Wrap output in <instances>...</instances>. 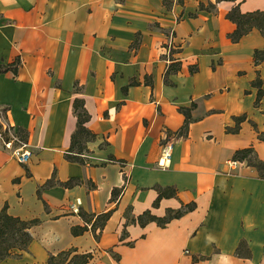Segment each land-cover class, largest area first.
<instances>
[{
    "label": "crops",
    "instance_id": "obj_1",
    "mask_svg": "<svg viewBox=\"0 0 264 264\" xmlns=\"http://www.w3.org/2000/svg\"><path fill=\"white\" fill-rule=\"evenodd\" d=\"M236 7L264 0H0V109L33 153L22 165L0 144V215L38 221L0 264H264V178L233 158L264 162V36L231 40ZM76 100L95 136L82 152Z\"/></svg>",
    "mask_w": 264,
    "mask_h": 264
},
{
    "label": "trees",
    "instance_id": "obj_2",
    "mask_svg": "<svg viewBox=\"0 0 264 264\" xmlns=\"http://www.w3.org/2000/svg\"><path fill=\"white\" fill-rule=\"evenodd\" d=\"M228 19L237 25V29L234 33L230 35V38L233 42H238L242 37L249 34L252 30L257 29L261 31L264 36V12L257 11L252 13L243 14L238 7L234 8L229 14ZM256 61H264V50L256 51L255 53ZM176 71L179 68H175ZM7 68L0 67V73L5 72ZM74 113L78 119L77 131L73 135V143L71 151L77 149L79 152L84 151V144L88 141L94 139V135L86 127V124L90 120V115L85 109L84 102L82 100H76L74 103ZM188 122V121H187ZM185 126V130L187 129ZM185 133V132H184ZM183 132L180 133V136H184ZM261 139L264 141V133L260 135ZM21 138L26 141L21 135ZM251 155L255 156V161L249 159ZM235 161L247 162L249 166L257 168L261 176L264 178V162L260 161L255 154L253 148H247L244 150L237 151L234 155ZM165 192H161L158 200L165 196ZM195 208V205H189L186 209H181L178 211H169L167 216L163 218H158L151 215L150 212L145 213L139 218V223L141 225H146L149 222H156L159 226L165 227L173 219L180 218L186 212L192 211ZM86 219V216L82 214ZM109 218V214H105L99 217L102 222H106ZM38 221H22L18 218L10 216L6 209L0 215V246L9 239H12L13 242H17L18 245H10L7 247H0V262L6 258L12 256L16 250L25 251L27 250L29 244L32 241V236L29 232L32 226L37 224ZM80 230L77 228L73 229L75 235L79 234ZM83 231V230H82ZM61 260L63 264H88L91 260V255L87 254H78L75 250H69L61 252L57 255H51L48 261V264H55L56 261Z\"/></svg>",
    "mask_w": 264,
    "mask_h": 264
},
{
    "label": "built area",
    "instance_id": "obj_3",
    "mask_svg": "<svg viewBox=\"0 0 264 264\" xmlns=\"http://www.w3.org/2000/svg\"><path fill=\"white\" fill-rule=\"evenodd\" d=\"M173 39V36H171ZM168 53L170 49L168 48ZM0 139L7 150H11L16 156L17 161L22 165H27L32 158V151L29 144L24 141L15 128L8 123H0ZM175 138L165 137L161 145V155L158 161V167L168 169L171 167Z\"/></svg>",
    "mask_w": 264,
    "mask_h": 264
},
{
    "label": "rangeland",
    "instance_id": "obj_4",
    "mask_svg": "<svg viewBox=\"0 0 264 264\" xmlns=\"http://www.w3.org/2000/svg\"><path fill=\"white\" fill-rule=\"evenodd\" d=\"M7 123V121H6V117H5V112H4V110L3 109H0V123ZM0 144H3V142H2V140L0 139ZM253 159L254 161H255V156L254 155H251L250 157H249V159ZM13 244H15V245H18V243L17 242H13V240L12 239H9L8 241H5L0 247H7V246H10V245H13ZM55 264H63L62 263V261L61 260H58V261H56V263Z\"/></svg>",
    "mask_w": 264,
    "mask_h": 264
}]
</instances>
